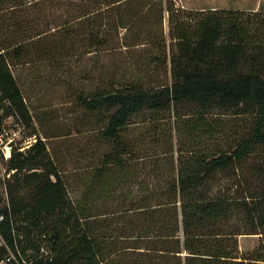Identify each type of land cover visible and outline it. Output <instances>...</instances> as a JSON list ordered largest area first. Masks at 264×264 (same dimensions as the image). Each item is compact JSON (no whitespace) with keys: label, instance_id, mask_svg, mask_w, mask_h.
<instances>
[{"label":"trees","instance_id":"obj_1","mask_svg":"<svg viewBox=\"0 0 264 264\" xmlns=\"http://www.w3.org/2000/svg\"><path fill=\"white\" fill-rule=\"evenodd\" d=\"M49 1L0 0V131L9 117L32 122L15 63L38 65L35 73L59 69L78 47L107 46L142 19L134 7L158 6L163 19L175 6L92 0L51 29L41 19ZM102 8L119 9L108 30ZM186 19L170 32L173 51L163 37L130 77L77 92L85 116L102 128L76 199L43 139L13 149L7 171L30 199L15 203L11 185V205L0 209V264L19 252L29 264H264V9ZM189 106L174 150L165 115ZM151 165V177L142 176ZM243 235L259 236L256 250L240 252Z\"/></svg>","mask_w":264,"mask_h":264},{"label":"rangeland","instance_id":"obj_2","mask_svg":"<svg viewBox=\"0 0 264 264\" xmlns=\"http://www.w3.org/2000/svg\"><path fill=\"white\" fill-rule=\"evenodd\" d=\"M91 1H49L47 2L46 13L41 19L50 22L51 25L53 23L52 29L57 23L78 17V10L82 6L90 5ZM172 1L175 6L171 13L165 11L163 19L160 18L158 12L160 8L158 6L153 5L152 8L134 7L133 9L136 11L143 10L145 12L140 16L143 17L142 19L135 21L128 28L120 29L118 35L114 33L112 36L113 41L107 46L102 48H90L89 45L78 47V50L75 49L76 52H72L75 55H70L69 59L67 58L68 61L63 62L59 69L47 67L41 68L39 72L35 73L34 69L38 68V65H27L25 62L13 65L14 74L30 109L32 122L28 127L23 121L20 122L18 118L9 117L6 121L9 124H18L19 143L28 140H32L34 143L37 141V137L47 143L48 157L55 162L59 169L63 171V175L69 180V189L73 199H76L79 195L78 179L84 177L88 172V168L96 163L91 157V153L95 149V146L91 143L92 141L96 142L95 135L102 128V124L98 119L85 116L82 106L77 101V92L79 93V91L85 89L92 91L98 82L101 84L112 78L122 80L130 77L132 73L138 71L137 67L141 61L145 64L151 62V58L148 57L149 52L154 50V53L157 54V50L160 47L163 48V37L167 39L168 50L173 51V45L169 39L170 32L176 29L182 20H187L186 18L189 17L190 13L210 10L209 3L213 6L224 7V9L247 12H253L257 5L264 9V0H246V3H244V0ZM118 10L116 8H102V14L107 18L105 21L107 24L106 30L109 29V24L114 19L116 20V15L120 14ZM120 11L123 14L122 8ZM44 25L40 29H44ZM29 53L33 56L34 50ZM154 65L156 64L154 63ZM158 72L164 77L162 71ZM134 76L136 75L133 74ZM36 77H38L37 80ZM190 109H192L190 106L184 107L178 113L172 111L165 115V118L170 121L173 127L171 128L173 131L170 130V126H166V129L173 136L174 150L178 149L179 141L183 140L179 131ZM150 116V114H146L135 118L134 126L143 123ZM222 119L231 124L229 122L230 118ZM231 125H236V123ZM34 134L36 136H33ZM228 139V136H222L219 141L223 143L227 142ZM159 151L158 155H162L163 150ZM85 153L87 154L86 158L83 156ZM6 164L3 161L0 162V186L8 189L7 197L0 194V209L5 205V200L11 205V185L14 183V177L11 180L7 179L5 182ZM148 169L149 173H143L142 176L151 177L154 167L151 165ZM12 198L15 199V203L26 202L30 199V192L25 188L17 190L12 185ZM1 237L0 234V243L2 241ZM238 241L240 252L246 254L257 249L260 238L259 236L243 235L239 237Z\"/></svg>","mask_w":264,"mask_h":264},{"label":"built area","instance_id":"obj_3","mask_svg":"<svg viewBox=\"0 0 264 264\" xmlns=\"http://www.w3.org/2000/svg\"><path fill=\"white\" fill-rule=\"evenodd\" d=\"M19 126L18 124H9L8 121L5 122V124L2 126V130L0 131V162L3 161L7 163L12 156V151L14 148H18L20 152H25L26 150L30 149V147L33 144L32 140L25 141L23 143H19L18 141V134H19ZM16 171H6L4 175L5 182L6 180H11L13 175ZM4 190L5 195L7 197V191L6 187L0 186ZM4 217L0 216V225L3 223ZM2 241L0 243V246L4 245L5 242L3 238L1 237ZM1 264H29L24 256L19 252V257L14 255L13 253H10V256Z\"/></svg>","mask_w":264,"mask_h":264},{"label":"crops","instance_id":"obj_4","mask_svg":"<svg viewBox=\"0 0 264 264\" xmlns=\"http://www.w3.org/2000/svg\"><path fill=\"white\" fill-rule=\"evenodd\" d=\"M246 2L247 1L244 0V3H246ZM209 4H210V10H212V11L224 9V7H217V6H213L211 3H209ZM258 9H260V7L257 5V7L255 9H253V11L258 10Z\"/></svg>","mask_w":264,"mask_h":264}]
</instances>
